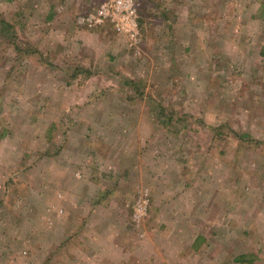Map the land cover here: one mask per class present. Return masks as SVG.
<instances>
[{
  "label": "rangeland",
  "instance_id": "1",
  "mask_svg": "<svg viewBox=\"0 0 264 264\" xmlns=\"http://www.w3.org/2000/svg\"><path fill=\"white\" fill-rule=\"evenodd\" d=\"M98 1L60 0L53 30L45 0H0V264H264V0H171L133 51L81 27ZM58 205L77 228L44 224Z\"/></svg>",
  "mask_w": 264,
  "mask_h": 264
},
{
  "label": "crops",
  "instance_id": "2",
  "mask_svg": "<svg viewBox=\"0 0 264 264\" xmlns=\"http://www.w3.org/2000/svg\"><path fill=\"white\" fill-rule=\"evenodd\" d=\"M59 1L58 0H45V4L50 6L49 7V11L47 10V18L50 19V20H52L51 21V24L52 25H53V23L55 24V21L56 22L59 21V19H61V17H62L59 14H60L61 10L63 9V7L59 3ZM105 1L106 0H99L98 3H96L94 5V7L88 9L87 11H81V12L78 13V15H85V14L93 13L96 10L98 11L101 8V6L105 3ZM175 1H177V0H175ZM182 1L185 2L186 0H180V2L177 3V7H178L179 4L182 3ZM170 2H171V0H133V3L135 5V7L137 8L138 19H140V17H141L143 21L145 19H147V22H149L150 20L151 21H156V19L161 20V18H162V20L168 22L167 23V27L165 26L163 28L164 31L162 33L163 35L165 34L167 37L169 35L166 34V31L165 30H167V31L169 30L170 31L173 28V26L175 25V24H172V22H173L172 21L173 15L171 14V11H170L171 10V6H170L171 4H170ZM149 3L156 6V11L155 12H154L153 8H152L153 11L152 12H149V11H151L150 8L148 10ZM162 4L167 5V6L169 5V9H167V10L165 9V11H164L165 13H161V10L160 9L163 8V7H161ZM139 7L141 8V10H139ZM145 16H147V17H145ZM142 20H141V22H143ZM60 21H63V20H60ZM139 24H140V22L138 23V25ZM24 26L25 25L23 24V27ZM65 26H67V24H65L63 26L62 25H58L57 27L53 25V28L52 29L54 30V27H55V30H57V29H61L60 27H65ZM9 27H11V25ZM81 27H83L84 29H86L88 31L89 30L90 31H100L99 39L102 42V47H108V43L107 44H104V41H102V38H104V37L107 38L108 37V33L110 32L111 33V36L114 37L113 39L116 38V39L122 40L121 42H123L125 45H127V49L130 50V51H133L131 49L132 48L131 44L134 45V42H133V39L131 38V36L128 33H121V32H119L116 29L115 25L110 20L104 22L102 25L95 26L93 28H90V27L84 26V25H81ZM25 28H29V26L26 25ZM30 28H31V26H30ZM140 28L138 26L139 33H140ZM54 33H55V31H52V34H54ZM78 33H80V32H78ZM81 33H83V31H81ZM86 36H88V35H86ZM96 36L97 35H95V37ZM4 39H6V38L4 37ZM90 42H92V41H90ZM4 44H5V46H7V42H4ZM87 44L88 43H85V47H83V48L85 50V48L89 47V49H90L89 54H90L96 48L95 47V42L90 43L91 45H87ZM24 47H22V46L21 47L16 46L15 48H12V50H10V52L14 54L12 56V58H14V60H11L12 61V64H13L12 67H15L16 68V66L18 65V63H21L22 64L24 62V60L26 61L28 58H30V57H27L28 51L23 52L24 49H25ZM65 47L68 48L69 46L68 45L67 46H63V48H65ZM18 48H21L22 50H20V52H19L17 50ZM63 48L60 47L58 44H55L54 43L53 44V50H51L50 53L61 54V53L64 52V53L67 54V52H65L63 50H60V49H63ZM37 52L40 53V49ZM114 52H117L115 50V48H114ZM68 53H70V52H68ZM45 55H47V54H45ZM71 55H73V54H68L67 55V57H68L67 59L68 60L71 57ZM15 58H17V59L15 60ZM6 64H7V61L6 60H3L2 61V64L0 66L2 68L5 67L4 69H6ZM119 112L123 115V112L121 110ZM20 161H22V158L20 159ZM105 177L109 178V175L108 176L105 175ZM90 179H86L85 182L89 181ZM108 182L109 181L106 180V179H104V177L100 178V180H99V185H100V187H99V193H98V195L94 199H92L90 201V202H92L94 204L97 203V202L101 204V209L99 208L96 211V214L99 213L100 219L103 220V222H105V218H106V215H104L103 212L106 210V208H108L107 207V205L109 203V198L108 197L113 195L112 191H109L105 187L106 183H108ZM131 194L132 193H130V195ZM11 195H13V194L11 192L7 191V200H8L7 205H13L10 208L7 207V211H6V213H7V220H8V217H11L10 221H12V219H13L14 212H17L18 211V209H16V207H14V206H17L18 207L20 205L21 206L24 205V203H23L24 200H21V199H23V197H28L29 198V196H27L25 192H23L21 195L18 194L17 195V198H15V196H14V198H12ZM53 195L55 197H57L58 199L59 198L62 199L64 197L63 194L61 192H59L57 189H55V191H53ZM66 197H68V195ZM66 197H64V198H66ZM62 200H64V199H62ZM60 202H59V204H60ZM74 202L75 201L73 200V207H74ZM89 210L93 212V209H89ZM64 212H68L69 216H68L67 220H65L63 223H61V222H59L58 217L61 216V215H63ZM119 212H121V211L119 210ZM44 213H45V215L42 217V219H44V218L47 219V220L45 219L46 221H43V222H44V224H46L49 227V229L57 230L64 223L66 225H69V226L71 224V227L72 228H77V225H76L75 221H73V219L75 217V214H73V212H72L71 209L64 211V209L62 208V206H61V208H59V205H58L55 208H51V209H48L47 208L44 211ZM22 215H24V214H22ZM93 216L91 217L90 222L88 223L91 228H93V226H92L93 221H94V219H93L94 217ZM0 217H5V214L2 212V214H0ZM22 221H23L24 224H26V226H29L28 228L31 229V230L33 228H39V223L38 224L36 222L35 223H31L33 221L30 222L28 217H27V219H26V217H23ZM7 223L9 224V221ZM106 223H107V221H106ZM98 224L99 223H94V225H98ZM104 238L106 240L109 239L108 237H104ZM111 240L115 241V238H112ZM105 242L106 241L99 242V244L100 245H104Z\"/></svg>",
  "mask_w": 264,
  "mask_h": 264
},
{
  "label": "built area",
  "instance_id": "3",
  "mask_svg": "<svg viewBox=\"0 0 264 264\" xmlns=\"http://www.w3.org/2000/svg\"><path fill=\"white\" fill-rule=\"evenodd\" d=\"M110 20L121 33H128L134 43L140 41L138 13L133 0H106L96 13L80 15L79 24L93 28Z\"/></svg>",
  "mask_w": 264,
  "mask_h": 264
},
{
  "label": "trees",
  "instance_id": "4",
  "mask_svg": "<svg viewBox=\"0 0 264 264\" xmlns=\"http://www.w3.org/2000/svg\"><path fill=\"white\" fill-rule=\"evenodd\" d=\"M28 48H25L23 52L27 51ZM19 52L20 50H22L21 48H18L17 49ZM160 116L161 118H163V124L166 126V127H171L172 124H173V121H174V118L175 116L169 114L167 115V110H165L164 108H161L160 109ZM234 134V137H236L237 139H241V140H244L243 142H256L254 141L253 139L249 138L247 139V136H243V135H238L237 133H233ZM256 144V143H255ZM246 259V256H240L237 258V261L238 262H241L242 260Z\"/></svg>",
  "mask_w": 264,
  "mask_h": 264
}]
</instances>
